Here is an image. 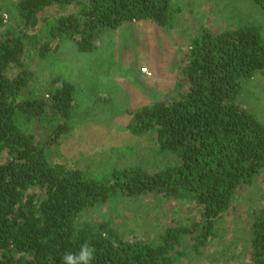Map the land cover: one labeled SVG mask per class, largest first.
Returning <instances> with one entry per match:
<instances>
[{
  "label": "trees",
  "instance_id": "obj_1",
  "mask_svg": "<svg viewBox=\"0 0 264 264\" xmlns=\"http://www.w3.org/2000/svg\"><path fill=\"white\" fill-rule=\"evenodd\" d=\"M174 1L18 0L6 6L13 14L16 8L18 29L0 34V264H62L66 252L78 253L85 243L96 249L90 264H180L207 251L218 221L264 172V123L240 100L243 81L264 71L260 24L199 27L188 40L173 94L131 113L130 133L154 137L159 153L174 158L164 168L115 166L97 174L53 162L51 150L75 128L76 87L55 78L47 97L26 93L34 79L23 58L27 44L40 45L45 55L65 38L77 51L92 52L104 31L131 22L172 29L181 12ZM250 1L264 11V0ZM72 4L79 5L77 13L48 20L40 44L35 31L43 12ZM11 67L18 69L14 76L7 73ZM35 122L47 130L45 140L37 138ZM149 195L187 203L199 215L150 240H129L107 219H82L116 196ZM249 216L248 256L264 264V206Z\"/></svg>",
  "mask_w": 264,
  "mask_h": 264
},
{
  "label": "rangeland",
  "instance_id": "obj_2",
  "mask_svg": "<svg viewBox=\"0 0 264 264\" xmlns=\"http://www.w3.org/2000/svg\"><path fill=\"white\" fill-rule=\"evenodd\" d=\"M17 1L0 0V16L3 18L0 34L4 30L18 29L16 8L13 14L6 7ZM174 2L181 7L174 28L165 29L152 21L131 22L104 31L92 52L77 51L65 38L61 39L58 49H52L45 55L40 45L27 44L23 58L34 71V79L26 93L47 97L55 78L67 80L76 87L75 128L51 150L54 163L101 174L115 166L131 165H142L155 171L173 162L172 155L159 153L154 137L130 133L127 125L131 113L173 94L176 83L182 78L181 68L188 40L199 27L264 26V11L250 0ZM78 8V4H72L46 9L40 27L35 31L41 37L40 44L43 41L41 31L48 20L76 14ZM142 68L150 70L152 77L146 78ZM17 72L15 67L7 71L9 76ZM60 86V82L55 84V87ZM240 100L242 106L264 123V71L243 81ZM32 129L38 139L45 140L48 132L40 122H35ZM260 206H264V172L253 186L239 192L235 210L218 221V235L207 251L202 256L191 255L181 259L180 264L247 263L251 227L249 214ZM198 215V209L187 203L165 201L158 196L140 199L116 196L102 208L85 212L82 219H107L129 240H150L156 239L168 225L190 224L187 221Z\"/></svg>",
  "mask_w": 264,
  "mask_h": 264
},
{
  "label": "clouds",
  "instance_id": "obj_3",
  "mask_svg": "<svg viewBox=\"0 0 264 264\" xmlns=\"http://www.w3.org/2000/svg\"><path fill=\"white\" fill-rule=\"evenodd\" d=\"M147 71V69H144ZM103 238L107 239V233L102 234ZM111 243L114 247H117L115 240H112ZM96 249L93 246L85 243L81 246L78 253L66 252L61 258L62 264H90L91 260L94 259Z\"/></svg>",
  "mask_w": 264,
  "mask_h": 264
},
{
  "label": "built area",
  "instance_id": "obj_4",
  "mask_svg": "<svg viewBox=\"0 0 264 264\" xmlns=\"http://www.w3.org/2000/svg\"><path fill=\"white\" fill-rule=\"evenodd\" d=\"M144 69H147V68H142L141 72L143 73V75L146 78H151L152 77V72L150 70H148V69H147V71H144Z\"/></svg>",
  "mask_w": 264,
  "mask_h": 264
},
{
  "label": "crops",
  "instance_id": "obj_5",
  "mask_svg": "<svg viewBox=\"0 0 264 264\" xmlns=\"http://www.w3.org/2000/svg\"><path fill=\"white\" fill-rule=\"evenodd\" d=\"M149 104H150V103H149ZM245 264H252V262H251V260L249 259V257H248L247 263H245Z\"/></svg>",
  "mask_w": 264,
  "mask_h": 264
}]
</instances>
